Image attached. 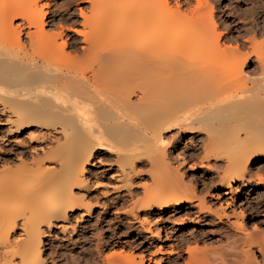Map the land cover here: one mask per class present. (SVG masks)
I'll use <instances>...</instances> for the list:
<instances>
[{
  "label": "bare ground",
  "instance_id": "bare-ground-1",
  "mask_svg": "<svg viewBox=\"0 0 264 264\" xmlns=\"http://www.w3.org/2000/svg\"><path fill=\"white\" fill-rule=\"evenodd\" d=\"M50 2L0 0V146L14 147L9 152L0 147V182L10 188L0 190V264H59L44 257L43 240L71 236L77 222L96 208L104 213L114 208V214L138 225L144 241L158 242L162 231H153L147 217L154 211L164 217L168 211L196 209L218 221L208 230L207 243H224L202 250L198 235L185 238L194 245L181 242L187 255L182 264H264V196L249 207L258 220L251 228L246 211L236 208L242 189L251 186V165L264 156L263 44L249 37L251 53H242L244 44L232 47V40L221 46L207 0H183V6H170L168 0H83L88 14L78 9L79 22L69 13L72 2L54 9ZM251 56L256 67L247 71ZM255 71L262 79L250 75ZM199 132L204 155L189 170L221 175L216 189L222 194L199 197L198 182L184 183L180 169L194 158L195 148H181V136ZM23 134L39 146L18 140ZM173 150L179 152L180 169L172 167ZM100 153L107 163L103 158L97 163L108 168L97 177L88 167L95 166ZM11 156L20 163L18 171L9 166ZM144 161L151 178L156 172L160 179L154 178L158 182L152 189L142 188L147 199H136L131 211L120 212L125 198L131 201L136 194L131 179L143 176L136 167ZM108 174L126 192L110 201L120 188L109 185L111 193L101 191L106 185L99 180ZM93 194L105 202L92 204ZM206 195L216 199L217 208L207 205ZM77 211L79 219L73 218ZM96 241L98 249L102 244ZM172 245L167 252L157 246L155 252L180 257L181 246ZM121 254L100 255L99 263L113 264ZM132 258L128 264H161L160 258L143 254Z\"/></svg>",
  "mask_w": 264,
  "mask_h": 264
},
{
  "label": "rangeland",
  "instance_id": "rangeland-1",
  "mask_svg": "<svg viewBox=\"0 0 264 264\" xmlns=\"http://www.w3.org/2000/svg\"><path fill=\"white\" fill-rule=\"evenodd\" d=\"M109 1L111 4L113 0H109ZM207 1L210 2L211 6L213 7V14H214L213 17H214V21L216 22V26H217V30H218L217 33H221V35H222L221 40H220L221 46H223V45L228 46L227 41L232 40L233 42L229 43L230 45L232 44L231 45L232 47H235L236 44L237 45L239 44L238 47L242 46L244 44V49L240 48V50L243 51V52L242 51L241 52L242 53H251L253 50V47L251 46L252 42H250V40L254 39V38H255L254 40L257 43V45L263 44L262 46H264V22H263V20H264V0H207ZM254 1H255V4H253ZM68 2H72V3H70L71 5L68 6L70 8L69 13L75 15L74 19L77 20L78 22L81 21V19L78 18V14H79L77 11L78 9H81L84 13L86 12V14H88V12L85 10V8L87 9L89 7V5L86 3H83V0H75V1L74 0H51L50 8L54 9L55 6H56V8L59 6H62V5L66 6V4ZM177 2L180 4V6H183V0H168V3L170 4V6H174V4ZM110 4L108 2V6L114 5V4H112V5H110ZM190 5L193 6V5H195V3L191 2ZM187 7L188 6H184L183 9H186ZM68 36L70 37L71 35H68ZM255 64H256L255 58H254V56H251V62H250L249 67H248L249 70H247V71H252L253 69H255V67H256ZM259 72L255 71L254 73H251V74H250V72H248V73L251 76L253 75V77H255L258 80V78L262 79L260 77L261 73H259ZM255 73H256V75H255ZM30 131L36 132L35 129H32ZM26 132H29V131H26ZM25 135L26 134L19 136L18 140L22 141L23 143H26L27 146H31V147L39 146L37 144H31ZM172 135L176 136L177 134H176V132H173ZM2 136H4V135H0V137H2ZM203 138H204V134L202 132H199L195 135H188L187 133H184L181 136V140H182L181 141V148H186L189 146L194 147L195 148V156H194V158L192 157L193 159L188 157L187 158L188 159V166H185L184 169L181 168L182 169L181 170L179 168V159L177 158V154L179 152H177L176 150H173V152L174 151H176V152H174V155H173L174 157H172L173 161L171 160V164L173 165L172 166L173 168H179L180 172L184 174V176H183L184 177V183L187 186L193 185L192 182H194V181L198 182L195 185V188H196L195 193L197 196L202 197L207 192L211 195H217V194L219 195V194H222V191H218L216 188H217V185L219 184L218 182H220L222 180L221 175L217 176L216 174H214L211 177L210 175L208 176L206 174L207 171L204 169L197 170L196 172H192L189 170L190 165L191 166H193L195 164L197 165V164H199V162L202 161L201 158H203V155H204V153L202 151L203 146H201L202 142H203L202 141ZM168 141H170V138H168ZM43 146H54V145L46 144ZM0 147L3 148V150H5L7 152L14 149L13 144H8V146H0ZM102 155L103 154L100 153V156L99 155L96 156L95 161H94L95 166H93L91 168L88 167L89 171L93 170L94 173H97V177L100 176V173L105 172L108 168L106 166H101L97 163V160H102V158H103L102 161H104V162L107 161V160H104V157ZM27 161H29V160H27ZM19 164L20 163L14 158V156H11V163L9 166L12 169V171H15V169H16V171H18L17 167L19 166ZM209 164L212 165L213 161H210ZM1 169L2 168H1V164H0V170ZM223 169L224 168L221 169V172H223L222 171ZM115 170H116V168L114 167L113 171H115ZM136 170L142 171L143 176L139 180L137 178L131 179V184L134 187L132 189V191H134L133 194L134 193H136V194H135V196L133 195V198L131 201L128 198H125L127 200V202H125L122 205V207L118 206L119 208H117V209H119L118 211H120V212L121 211L126 212V210L131 211L134 207V205H132V204H135L137 200L142 201L143 198H144V200L147 199V197H145L143 195L144 192L142 191V188L145 187V189L147 188V190H150L158 182L156 180V183H155V179H158V180L160 179L159 178L160 176L159 175L157 176L156 172H155L156 176L154 175L153 178H151L152 175L150 172H152V171H150V170H152V169L150 168L149 163H147L146 161L141 162V164L137 163ZM156 177H158V178H156ZM203 177H204V179H206V178L207 179H209V178L213 179L212 183H209V182L207 184L205 183L206 185L201 184L199 181H201V179H203ZM247 178L252 181L251 186L248 189H242V192H241V194H242L241 198L242 199H240L241 201L239 200L237 202L236 208L237 209L242 208L243 210L246 211V213H245V215H246V219H245L246 226L251 228L254 224L257 225L256 222L258 221V220L256 221V219L254 218V215L251 216V214L253 212V210H251L252 209L251 207L258 205L257 204L258 201H256L255 198H257L258 196H264V184L257 185L258 184L257 180H264V156L262 158H260L259 161L255 162L251 165L249 172H248V175H247ZM153 181H154V183H153ZM99 182L104 183L106 186L108 185L107 188L105 186L104 188L101 189V191H109L111 193L112 190L108 189L109 185H111V186L114 185L115 187L120 188V191H117L116 193H112L109 196L110 197L109 200H107V201H110L111 199H116V198L122 197L123 195L126 194V192L123 189H121V188H124V185L122 183H118V182L115 183L112 180H110L109 174L106 175L105 180H99ZM0 183H1V185H0L1 192L4 193L7 191H10V188H7L8 185L7 186L2 185L3 182H0ZM91 183L92 184L97 183L96 179L95 180L92 179ZM14 185L16 186L18 184L14 182ZM141 185H142V187H141ZM93 196L95 198L90 200L92 204H95L96 202H98V203H104L105 202V200L102 199L98 194L97 195L93 194ZM249 199H251L250 204L246 203L247 200H249ZM205 200L206 201L208 200L207 203L208 202L209 203L207 205H210V207L212 206L211 207L212 209H215L218 207V203H217L216 199L211 198L210 195H206ZM187 206H185V208ZM263 209H264V207H262L261 210L263 211ZM231 210H232L231 208L230 209L228 208L227 212L230 213ZM114 211H115L114 208H112V209H110V211L108 213H104L101 211V209L96 208L95 211L90 216V218L84 217L80 222H77V224L75 225L77 229L74 233L69 234L71 236L59 235L57 238L43 240L44 243L43 242L42 243L46 245L44 248L45 249L44 250V253H45L44 257H46V259L48 261H51L52 259H54V261H57L59 264L60 263L61 264H101V263H99L100 262V255H101V257L105 258L106 255L108 256L112 253H116V254L122 253V254H125L124 255L125 260L123 259L124 257L121 254L122 260L120 258L116 259L113 262V264H128L130 257L131 258L133 257L134 259H136L137 255L143 254L144 256H146V258L152 257L153 259H156L157 261H159L161 259L159 261L161 264H167V262H169L172 259L177 260L178 264L179 263L182 264L184 262L183 260L186 261V258H187L186 257L187 255H185L184 251H183L185 249L184 248L185 245H187V243L189 246L194 245V244H192L191 240H188L189 242H187V240L184 241L185 238L190 239V238H193L194 236L197 237V235H198L199 237H197V238L201 241V242H199L200 245L199 244L198 245L202 250H203V248L209 249L212 246L213 247L218 246L216 244H218L219 242H222V244L224 243L223 242L224 240L219 241L217 238L214 239V241L218 240V241H215L216 243L213 242V240H212L213 244H211L212 242L209 244L207 243V242L211 241V240L209 241V238H208V234H209L208 230L211 227H213V224L217 225L218 221L215 219L211 220L208 216H206L204 214L203 215L198 214V213L196 214V212H197L196 209H191L189 214L188 213L186 214V212H181L179 214H175L173 212L168 211V213H166L164 217H160V216L158 217V215H156L157 211H154L153 212L154 216L147 217V219H149L148 222L151 223L150 227L153 231L154 230L156 231L157 229H160V231H162V234H161L162 242H158L155 239H153V240L151 239L150 240L151 242L149 240L144 241L142 239L144 234H142L140 232L138 225L136 223H134V221L129 217L114 214ZM80 214H81V211L75 212L73 214V218L79 219L78 216ZM141 216L143 217L142 214H141ZM197 217H199V219ZM213 220H214V222H213ZM180 222H181V224H179ZM224 223H226V225L228 224L227 222H224ZM72 224H73V222H72ZM78 224H79V226H78ZM210 224H212V225H210ZM228 226L229 225H227L226 227H228ZM106 227L108 230L106 229ZM259 228L263 229V227H261V226H259ZM225 229H226V231L229 230L228 228H225ZM105 230H107L108 232H105ZM198 231L200 232L199 234H197ZM169 232L171 233V235ZM201 232H203L204 234L203 233L201 234ZM206 232H208V233H206ZM188 233L191 234L192 236L189 235ZM138 234H140V236ZM163 234H164V236H163ZM200 235L202 238L200 237ZM145 236L149 237V235H146V234H145ZM177 236H179V237H177ZM180 236H181V238H180ZM175 237H176V240H175ZM96 238L99 239L101 241V244H102V246H99L98 249L96 248V246L98 245ZM171 238L172 239L174 238V240H172ZM111 239L113 240L112 242H111ZM182 239H183V241H182ZM202 241H204V242L202 243ZM149 242H150V244H149ZM175 242L179 247L181 246L180 247L181 252H179L180 257L178 255L169 256L168 254H164V255L160 254L159 255L158 252H155V251H157V249H159L158 247L163 248L162 250L166 251V252L168 250L169 245L173 244L172 246L178 247L177 245H175ZM181 242L183 243L184 247L181 244ZM104 243H108V246L103 247ZM220 244L221 243H219V245ZM53 251H56L57 252L56 255H60V256L58 258H56V255ZM179 261H181V262H179Z\"/></svg>",
  "mask_w": 264,
  "mask_h": 264
}]
</instances>
